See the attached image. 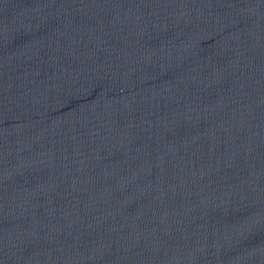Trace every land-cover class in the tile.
Masks as SVG:
<instances>
[{
    "label": "water",
    "instance_id": "water-1",
    "mask_svg": "<svg viewBox=\"0 0 264 264\" xmlns=\"http://www.w3.org/2000/svg\"><path fill=\"white\" fill-rule=\"evenodd\" d=\"M0 264H264V0H0Z\"/></svg>",
    "mask_w": 264,
    "mask_h": 264
}]
</instances>
